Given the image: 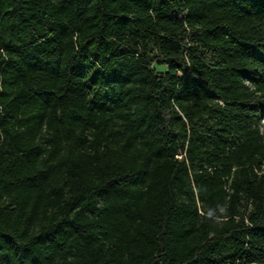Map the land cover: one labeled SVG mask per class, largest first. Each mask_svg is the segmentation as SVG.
Instances as JSON below:
<instances>
[{
  "label": "trees",
  "instance_id": "16d2710c",
  "mask_svg": "<svg viewBox=\"0 0 264 264\" xmlns=\"http://www.w3.org/2000/svg\"><path fill=\"white\" fill-rule=\"evenodd\" d=\"M264 0H0V264H264Z\"/></svg>",
  "mask_w": 264,
  "mask_h": 264
},
{
  "label": "rangeland",
  "instance_id": "374dc122",
  "mask_svg": "<svg viewBox=\"0 0 264 264\" xmlns=\"http://www.w3.org/2000/svg\"><path fill=\"white\" fill-rule=\"evenodd\" d=\"M259 131L264 136V118H261L259 121Z\"/></svg>",
  "mask_w": 264,
  "mask_h": 264
}]
</instances>
